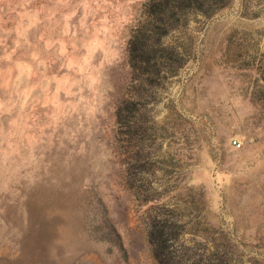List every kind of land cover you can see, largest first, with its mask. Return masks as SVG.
Returning <instances> with one entry per match:
<instances>
[{
  "label": "rangeland",
  "instance_id": "obj_1",
  "mask_svg": "<svg viewBox=\"0 0 264 264\" xmlns=\"http://www.w3.org/2000/svg\"><path fill=\"white\" fill-rule=\"evenodd\" d=\"M146 1L0 0V264H264V0L139 86Z\"/></svg>",
  "mask_w": 264,
  "mask_h": 264
},
{
  "label": "trees",
  "instance_id": "obj_2",
  "mask_svg": "<svg viewBox=\"0 0 264 264\" xmlns=\"http://www.w3.org/2000/svg\"><path fill=\"white\" fill-rule=\"evenodd\" d=\"M219 0H147L140 21L128 40V62L138 74L139 86H151L154 78L180 65L173 46L163 37L187 20L190 10L209 12Z\"/></svg>",
  "mask_w": 264,
  "mask_h": 264
},
{
  "label": "built area",
  "instance_id": "obj_3",
  "mask_svg": "<svg viewBox=\"0 0 264 264\" xmlns=\"http://www.w3.org/2000/svg\"><path fill=\"white\" fill-rule=\"evenodd\" d=\"M233 144H235V145H237V146L240 145L239 142H238L237 140H234V141H233Z\"/></svg>",
  "mask_w": 264,
  "mask_h": 264
}]
</instances>
